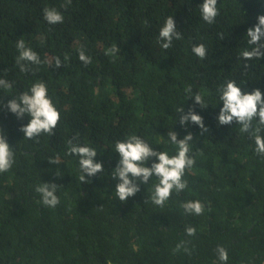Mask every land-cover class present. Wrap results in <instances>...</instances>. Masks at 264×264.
I'll return each instance as SVG.
<instances>
[{"label":"trees","instance_id":"1","mask_svg":"<svg viewBox=\"0 0 264 264\" xmlns=\"http://www.w3.org/2000/svg\"><path fill=\"white\" fill-rule=\"evenodd\" d=\"M202 3L71 0L62 7L66 0H0V79L10 83L0 87V131L14 152L11 169L0 173V264H220L218 245L228 252L226 264H264V156L239 124L217 121L218 89L228 80L264 93V58L240 56L252 47L247 29L264 15V0H217L211 24L202 19ZM45 8L60 12L63 22L48 23ZM169 16L181 38L163 49L158 33ZM19 40L41 60L22 62L25 72L16 63ZM199 44L204 59L192 51ZM81 49L91 63L79 59ZM41 81L60 119L54 134L26 139L20 128L28 115L17 118L6 105ZM197 93L205 107L194 103ZM181 107L201 115L207 132L190 121L182 126ZM171 130L177 139L193 135L187 187L161 208L150 199L153 176L121 202L112 176L115 143L136 135L171 156L177 151ZM69 140L94 148L103 172L81 182L79 157L66 154ZM45 182L57 185L54 208L35 191ZM195 200L204 205L201 215L182 207ZM188 226L195 235L186 234Z\"/></svg>","mask_w":264,"mask_h":264},{"label":"clouds","instance_id":"2","mask_svg":"<svg viewBox=\"0 0 264 264\" xmlns=\"http://www.w3.org/2000/svg\"><path fill=\"white\" fill-rule=\"evenodd\" d=\"M71 0H66V4L62 7L70 5ZM202 19L211 24L218 15L217 0H203L200 5ZM43 18L50 24L63 22V15L55 9L45 8L43 10ZM258 23L247 29V43L252 47L241 51L240 56L244 60L264 58V15L257 17ZM173 38L180 39L181 33L176 30L175 21L172 16L165 19L163 25L159 29L158 40L163 49L171 47ZM223 37L221 36V39ZM19 55L16 57V63L20 66L22 72L28 69L25 63L40 64V57L31 48L25 47V42L19 40L16 44ZM120 49L113 47V52ZM193 53L200 59H204L207 50L203 44L194 45ZM67 59V57H65ZM79 59L85 64L91 63V58L86 56L81 49ZM57 68L62 66L59 58L55 60ZM247 67V65H245ZM0 87L8 88L10 83L5 79H0ZM187 91L191 92V89ZM220 95L219 100L223 102L220 108L217 121L218 125H229L235 122L240 125V132L249 134L255 143V152L264 156V135L260 133L264 131V93L259 88L251 92L244 91L233 80H228L226 84L218 89ZM48 89L44 82H36L31 85L28 91L23 92L18 98L11 99L7 102V109L15 114L17 118H23L28 115L29 121L22 125L20 131L26 139H37L41 134H54L60 113L52 103L51 98L47 94ZM194 96V103L205 107V101L199 93ZM177 112L183 113L179 117V123L186 126L188 122L198 125L202 132H207L204 125L203 117L197 114L192 108L187 113L183 112V108H179ZM257 121L255 127L253 121ZM167 136L170 142L177 146L175 155H169L164 151H157L150 146L141 137L133 135L126 140L117 141L114 145L115 152L119 155V160L112 172L113 179H118L115 187V194L121 202H126L129 197L134 196L140 191V184H148L151 177L155 176L158 183L154 187L151 194V202L161 208L169 200L173 191L179 193L187 187V182L183 179L186 169H190L195 164V158L190 155L192 149L190 141L193 140L192 133H187L182 139H177V132L168 131ZM69 148L67 155H75L79 157V167L83 173L79 179L81 182H88L89 177L95 176L97 173L103 172L102 162H97L94 158L97 151L86 145L73 144L72 140L68 141ZM153 157L156 159L151 166H146L147 162ZM52 163H59V158L51 159ZM14 163V152L7 139L0 131V173L7 172ZM57 185L55 183L45 182L38 185L35 191L41 195V202L48 207H56L60 201L56 195ZM184 211L188 214L201 215L204 211V205L198 201H187L182 205ZM188 236L196 233L195 227L188 226L185 229ZM182 244L176 246L179 251ZM187 251V249H185ZM217 257L220 264H226L228 261V252L218 245Z\"/></svg>","mask_w":264,"mask_h":264}]
</instances>
